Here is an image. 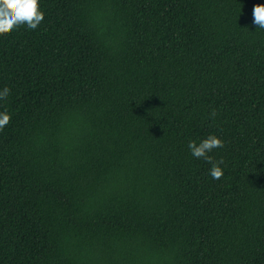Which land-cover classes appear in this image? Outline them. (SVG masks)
Segmentation results:
<instances>
[{
  "label": "trees",
  "instance_id": "16d2710c",
  "mask_svg": "<svg viewBox=\"0 0 264 264\" xmlns=\"http://www.w3.org/2000/svg\"><path fill=\"white\" fill-rule=\"evenodd\" d=\"M257 4L39 0L0 36V264H264Z\"/></svg>",
  "mask_w": 264,
  "mask_h": 264
},
{
  "label": "clouds",
  "instance_id": "9594fccd",
  "mask_svg": "<svg viewBox=\"0 0 264 264\" xmlns=\"http://www.w3.org/2000/svg\"><path fill=\"white\" fill-rule=\"evenodd\" d=\"M44 14L40 10L39 0H0V36H7L12 31L18 30L21 26H27L28 29L35 30L43 21ZM252 24L257 28L264 29V5H254L252 9ZM10 94V89L5 87L0 91V100L6 99ZM211 116L214 118L216 112L213 111ZM11 117L6 113H0V130L10 122ZM191 154L195 158H203L211 164L210 175L213 179H221L223 170L219 167L223 160L214 161L208 155L216 148H223L222 140L215 136H208L198 145L195 141L189 142L188 145Z\"/></svg>",
  "mask_w": 264,
  "mask_h": 264
}]
</instances>
